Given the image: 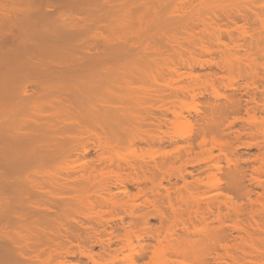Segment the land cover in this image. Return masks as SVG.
Returning a JSON list of instances; mask_svg holds the SVG:
<instances>
[{"label":"bare ground","instance_id":"obj_1","mask_svg":"<svg viewBox=\"0 0 264 264\" xmlns=\"http://www.w3.org/2000/svg\"><path fill=\"white\" fill-rule=\"evenodd\" d=\"M39 2L15 68L73 85L0 108V264H264V0Z\"/></svg>","mask_w":264,"mask_h":264},{"label":"rangeland","instance_id":"obj_2","mask_svg":"<svg viewBox=\"0 0 264 264\" xmlns=\"http://www.w3.org/2000/svg\"><path fill=\"white\" fill-rule=\"evenodd\" d=\"M1 1H3V0H1ZM1 1H0V6H2V8H0V22H1V24H0V28H1V30H0V39H3V37H4V39L2 40V42H1V40H0V80H2L3 82H1L0 81V83H2V84H0L1 86H0V108L2 109V108H4V107H7V106H17V103H18V101H17V99H18V97H19V95L20 94H22V93H20L19 94V92L20 91H22L23 92V90H24V88L26 87V86H31V85H40V86H42V87H44V84L46 85L45 87H48V86H50V85H59V82L61 81V82H64V84H65V81H69V82H67L66 83V85H61L62 83H60V86H71V85H73V79H69V73L68 74H61L63 71H61V70H66L67 69V66L68 65H66V64H70V66H76L77 64L76 63H78L79 61H77V60H79L80 59V57L78 56V54L79 53H77V52H73L71 49H69V48H63L64 50L62 51V50H59V49H56V48H54V47H52L50 50H51V52H50V50H49V54H51L52 56H51V58H49L50 59V63L47 65V67L49 66V68H44L45 70L46 69H48L49 71H52V72H57V71H60V74L61 75H63L62 77H60V80H58L57 81V78H58V76L56 77V76H54V77H52V78H45V79H39L38 77L36 78V77H34V76H28L27 77V75L26 76H24L23 75V73H20V70H17V68H15L16 67V62L15 61H17V60H15V59H17V55L18 54H20L21 53V51H22V53H23V50H25V51H28V52H32L34 49L32 48V47H30V45H32V40H34L35 38H36V36H37V34H38V32H36L38 29L41 31L42 30V27L44 26V29L43 30H46V29H49V28H51V26L53 27V28H55L56 27V25H54L55 23L56 24H60L62 21H63V18H64V21H65V19H67L68 21H69V18L67 17V18H65L64 17V15H62L61 13H64L65 11L62 9V7H61V9L55 4V5H53V10L55 9L56 11V13L55 12H53V10H51L52 12H51V15L49 16L50 18H46V19H42V20H39V21H37V20H35V22L37 23H33L32 21V23L31 22H28L26 25H24L23 26V24H21V26H20V22H19V18L21 17L22 18V13L24 14L28 9V5H29V11H33V9H35V7L36 6H39V4H40V2H39V0H33L32 2L34 3L35 2V4H33L32 2H28V4L26 5V3H21L20 2V0H19V2H18V4L17 5H19V6H17V8H16V4H15V2L17 3V0H15L14 1V4H8V3H6L5 1H3L4 2V4L3 5H1L2 3H1ZM41 1V0H40ZM39 2V3H38ZM30 3H32V5L30 4ZM23 4H24V6H23ZM36 4H38V5H36ZM12 5H14L15 6V8L12 6ZM35 5V6H34ZM41 5L44 7H47V5L44 3V4H42L41 3ZM41 5H40V7H41ZM25 6L27 7V8H25ZM31 6V7H30ZM55 6V7H54ZM7 7V8H6ZM13 7V8H12ZM20 7V8H19ZM23 9H22V8ZM40 7H38V8H40ZM57 7V8H56ZM8 8H9V10H8ZM60 10H59V9ZM4 9H5V11H4ZM8 11H7V10ZM15 9V10H14ZM27 9V10H26ZM17 10V11H16ZM26 10V11H25ZM36 10V9H35ZM34 10V11H35ZM12 11L13 12H15L17 15L19 14V13H21L20 14V16H19V18L17 17V19H15V17L17 16L15 13H12ZM33 11V12H34ZM58 11L60 12V13H58ZM61 11H63V12H61ZM8 12V13H7ZM4 13H6V14H4ZM52 13L54 14V15H52ZM11 14V15H10ZM65 14V13H64ZM7 15V16H6ZM60 15V17H58ZM3 16V17H2ZM9 17H10V19H9ZM55 17V18H54ZM58 17V18H57ZM62 17V18H61ZM7 18V19H6ZM61 18V21L59 20ZM50 19H53V21H51ZM17 20V21H16ZM44 20V21H43ZM47 22H46V21ZM6 21V22H5ZM43 21V22H42ZM67 21V22H68ZM4 22V23H3ZM17 22V23H16ZM39 22V23H38ZM41 22H42V24H41ZM45 22H46V24H45ZM49 22H50V24H51V22H52V25H49ZM14 24V28L16 27V30L13 28V25L12 24ZM19 23V24H18ZM7 24V26H5ZM39 24H41V25H39ZM1 25H2V27H1ZM12 25V26H11ZM17 25V26H16ZM29 25H30V27H29ZM36 25H38V26H36ZM10 26V27H9ZM5 27V28H4ZM12 27V28H11ZM18 27V28H17ZM22 27H23V29H22ZM29 27V28H28ZM32 27V28H31ZM36 27V28H35ZM46 27H49V28H46ZM27 28V29H26ZM31 28V29H30ZM46 28V29H45ZM53 28H51V29H53ZM12 29H14L15 31H12ZM8 31H9V33H11V34H9L8 33ZM19 31V32H18ZM21 31L23 32H27V33H29L28 35L26 34V32L24 33H21ZM14 32V33H13ZM17 33V34H16ZM20 35H19V34ZM8 34H9V37H8ZM5 35H7L6 37H5ZM15 35V36H14ZM26 35H27V38H26ZM30 35H33L31 38L29 37ZM3 36V37H2ZM2 37V38H1ZM33 37H34V39H33ZM6 38V39H5ZM8 38V39H7ZM13 38V39H12ZM14 39H15V41H14ZM5 40V41H4ZM7 40H8V42H7ZM18 40V41H17ZM24 40H25V42H24ZM19 44H20V46H19ZM29 44V45H28ZM28 45V46H27ZM22 46V47H21ZM24 46H26L25 47V49H24ZM11 47H13V48H11ZM8 48V49H7ZM12 49L13 50V52L11 53V51H9V49ZM28 49H30V50H28ZM53 49H55V50H53ZM69 49V50H68ZM6 51V53H5V51ZM32 50V51H31ZM70 50H71V52H70ZM2 51H4L3 53H1ZM9 52V53H8ZM64 54H66L67 52H69V53H67L69 56H67V55H64ZM71 53H73L74 54V56H72L73 54H71ZM14 54V55H13ZM16 54V55H15ZM13 55V56H12ZM64 56V58H63V56ZM76 56V57H75ZM65 57H68V60H67V58H65ZM77 57H79V58H77ZM13 58H14V60H13ZM61 58V59H60ZM73 58H75V59H73ZM53 59H54V61H53ZM57 59V60H56ZM61 60V61H60ZM62 60H63V62H62ZM77 62H76V61ZM60 61V63H58ZM70 61H73V62H70ZM53 62V63H52ZM64 62H67L66 64L64 63ZM58 63V64H57ZM76 64V65H72V64ZM50 64H51V66H50ZM56 64H57V66H56ZM60 64V65H59ZM66 65V67H64L63 69H62V66H65ZM61 66V67H60ZM69 66V67H70ZM59 67V68H58ZM51 68V69H50ZM3 69V70H2ZM8 69H11V70H8ZM8 70V71H7ZM19 73V74H18ZM19 75H20V77H19ZM23 76V77H22ZM55 77H56V79H55ZM29 78H30V81H29ZM64 78H66L65 80H63ZM8 80V83H7V80ZM59 79V78H58ZM50 80V81H49ZM54 80H56V81H54ZM6 81V82H5ZM34 81V82H33ZM53 81V82H52ZM31 82V83H30ZM55 82H57V83H55ZM6 83V84H5ZM10 83V85H8V87H7V84H9ZM38 83V84H37ZM44 83V84H43ZM52 83V84H51ZM69 83V84H68ZM12 84V85H11ZM26 84V85H25ZM29 84V85H28ZM24 85V86H23ZM3 86L4 87H6V89L5 88H3ZM11 86V87H10ZM17 87V89H18V87H20L19 88V90H17V89H15ZM12 88H13V90H12ZM10 89V90H9ZM22 89V90H21ZM46 89V88H45ZM3 90V91H2ZM7 91H8V94H7ZM6 92V93H5ZM10 92V93H9ZM11 92H12V95H11ZM4 95V97H1V96H3ZM6 94V95H5ZM14 94V95H13ZM41 94V93H40ZM44 94V95H43ZM50 94V95H49ZM65 94V93H64ZM8 95V96H7ZM42 95V96H41ZM40 96L42 97V98H40V96L38 97V99L36 100L37 102H40V101H38L39 100V98H40V100L41 99H43V101H44V99L45 98H47V99H49L50 98V102L52 101V99L53 98H55L54 97V95H53V93H50V91H47V92H44V93H42ZM48 95V96H47ZM6 96V97H5ZM9 96H11L10 97V101H8V97ZM13 96V97H12ZM53 96V97H52ZM68 96H69V94H65V95H62V98H63V100H65V99H68ZM14 97H15V100L17 101H14ZM1 98H2V100H1ZM5 98H6V100H5ZM17 98V99H16ZM46 99V100H47ZM14 101V102H13ZM47 101H49V100H47ZM53 101H54V99H53ZM5 102V103H4ZM8 102H10V103H8ZM15 102H16V104H15ZM47 103V102H46ZM11 104V105H10ZM3 106V107H2Z\"/></svg>","mask_w":264,"mask_h":264}]
</instances>
